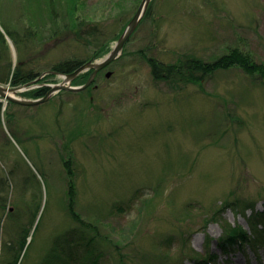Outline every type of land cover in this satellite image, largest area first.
Listing matches in <instances>:
<instances>
[{"label":"rangeland","instance_id":"1","mask_svg":"<svg viewBox=\"0 0 264 264\" xmlns=\"http://www.w3.org/2000/svg\"><path fill=\"white\" fill-rule=\"evenodd\" d=\"M115 1L121 0H84L83 12L93 19L89 25L97 27L90 45L76 40L72 29L61 24L45 25L25 45L21 37L29 23L28 0H0L1 28L7 23L21 41L18 46L9 37L0 71L19 60L27 68L47 70L73 55L86 58L97 36L108 38L111 49L112 35L131 19L141 0L123 1V10ZM152 4L93 87L61 90L35 106L8 102L2 107L0 177L10 176L14 186L8 206L18 201L22 189L17 187L23 180L21 198L34 196L44 208L23 264H40L53 237L70 232L62 165L69 157L79 208L92 217L99 206L103 220L114 227L101 225V233L120 240L124 253L138 250L134 264L143 262L141 252L149 262L152 255L166 253L170 264H193L189 254L205 253L206 248L218 254L215 264H264L261 245L254 249L244 243V252L235 248L222 254L215 242L227 223L250 230L245 219L249 209L242 216L228 207L216 220H204L225 198L252 199L254 210L264 212V84L237 67L218 70L201 87L156 84L142 58L144 54L170 63L192 54L212 60L237 47L264 62V0H153ZM47 80L23 91L57 83L61 77ZM19 93L17 97H25ZM0 101L4 105L5 99ZM4 112L14 115L10 122L2 119ZM251 221L264 235V220ZM167 236L172 237L169 244L161 241ZM112 249L99 244L96 264H114ZM85 250L83 243L75 244L60 254L77 258H67L70 264H83Z\"/></svg>","mask_w":264,"mask_h":264},{"label":"trees","instance_id":"2","mask_svg":"<svg viewBox=\"0 0 264 264\" xmlns=\"http://www.w3.org/2000/svg\"><path fill=\"white\" fill-rule=\"evenodd\" d=\"M123 1L125 0L115 1L122 10L125 9L123 8ZM152 1L153 0L149 2L139 24L142 23L151 12L153 5ZM84 7V0H28V5L25 6V9L28 12L26 17L29 23L28 27L23 30L21 41L26 45L30 39L38 35L37 32L45 25L48 24L51 27H57L61 24L63 28L72 29L74 38L79 42L86 45L92 44L90 37L95 36L94 34L97 32V27L89 25L93 19L89 18L86 12H83ZM78 11H82L84 15L81 12L82 16L80 17ZM129 20L130 18L121 25L118 32L112 35L113 40H116L120 36ZM1 25L4 27L5 31L0 26V61H5L8 51L6 35L11 37L18 46L21 44V41L16 34V30L11 29L7 23ZM86 25H88V27L84 28ZM57 29L55 31H57ZM107 39L108 38L105 37L102 38V36H97V40L94 41L95 47L91 50L88 57L80 58L73 55L51 64L47 70H38L33 67L27 68L25 64L22 63V60H19L13 66L12 63H8L7 67L0 71V82L8 83L10 86H30L33 83L47 82L49 81L47 80L48 78L54 77L58 73H71L86 61L94 60L106 54L110 50V41ZM142 58L148 64L151 79L156 84L165 83L175 88L186 83L198 84L200 86L204 80L213 76L218 70H227L233 67L239 68L248 76H256L260 82L264 84V62L255 61L250 52L237 47L229 48L226 52L216 56L212 60H204L192 54H183L176 61L170 63L161 61L155 56H147L144 54H142ZM103 70L104 68L96 73L92 82L86 89H90L94 86L97 77L100 76ZM91 72L92 68L79 73L72 79L71 83L73 85L85 83ZM43 73L45 74L41 76ZM47 90L48 87L43 85L23 91L21 95L28 98H39L44 96ZM9 103L15 104L14 102ZM2 107L3 103L0 101V112ZM13 116L14 115L10 112H4L2 119L10 122L9 118ZM62 163L67 176L65 209L71 222L70 232L65 230L53 237L51 246L46 251L40 264H70L68 259H74L76 261L77 258L72 255H66L68 259H65L64 255L60 254V251L65 247L82 243L86 246L85 255L81 256V258L85 260L83 264L97 263L96 261L99 258V244L110 245L113 248L112 254L113 257H115L114 264H134L135 258L139 256L138 250L132 248L129 249L127 253H124L123 250H120V240L114 239L106 232L103 234L101 233V225H107L106 227L111 230H113L114 227L104 221L105 219L103 220L102 214H99L101 212L99 206L96 205L97 207H95V210H97V212L93 213L92 217L86 216V214L81 211L78 201V189L73 178L74 171L71 167V158H63ZM10 179V176L0 177V264H23L24 259H28V253L34 244L35 233L40 226L44 208H41L40 200L35 202L34 196H31L29 200L21 198L26 188L23 180L21 188L19 189L17 187L18 191L22 189L21 195L17 196L16 200L18 201L13 202V207L10 208L8 206V200L11 197L14 187L10 185ZM18 184L19 182L16 179L14 185L18 186ZM254 203L255 201L252 199L225 198L213 211L210 218L204 217L205 221L211 219L216 220V216L221 214L228 207L238 210L242 216H245L247 209L250 210V215L248 218H245L248 220L250 230L236 223L234 225L227 223L223 227L222 234L215 238V242L222 254H226L235 248L243 251L244 243L254 249L259 245L264 247V235L257 231L252 221L250 222V218L264 220V212L254 210ZM114 205H116V203H114ZM110 211L112 212L111 208L108 212ZM171 238V236H167L161 241L169 244ZM183 240L185 241L187 238L183 237ZM209 242V240H206L207 247L209 246ZM206 249L205 253L192 251L189 254L193 264H215L218 254L210 251L208 248ZM140 256L143 262H137L136 264H170L166 253H156L152 255L153 262L146 261V256H142V252Z\"/></svg>","mask_w":264,"mask_h":264},{"label":"water","instance_id":"3","mask_svg":"<svg viewBox=\"0 0 264 264\" xmlns=\"http://www.w3.org/2000/svg\"><path fill=\"white\" fill-rule=\"evenodd\" d=\"M150 1L151 0L140 1L137 10L135 11L133 16L131 17V19L123 29L120 36L115 40L111 49L105 55L95 60L86 61L71 73L59 74L62 78L61 81L52 84H45L46 86L49 87V89L47 90L44 96L39 98L17 97L16 94L26 89L27 87L26 85L10 86L0 83V97L5 99L3 106H5L8 102H14L24 106H35L46 101L52 94H54L59 90L64 89V90L78 91L86 88L92 82L94 76L99 70L103 69L104 67L109 65L113 60L119 57V55L123 50L125 42L138 26L140 20L145 14V11ZM6 39L10 41L8 35H6ZM90 68H92V72L85 83L75 86L71 85V81L75 76ZM44 74L45 73H43L41 76H43ZM7 91L12 92L13 95L6 93Z\"/></svg>","mask_w":264,"mask_h":264},{"label":"bare ground","instance_id":"4","mask_svg":"<svg viewBox=\"0 0 264 264\" xmlns=\"http://www.w3.org/2000/svg\"><path fill=\"white\" fill-rule=\"evenodd\" d=\"M6 93H8V94H10V95H13V93H12V92H8V91H7Z\"/></svg>","mask_w":264,"mask_h":264}]
</instances>
